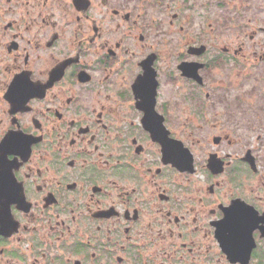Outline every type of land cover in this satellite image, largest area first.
Returning <instances> with one entry per match:
<instances>
[{
    "label": "flooded vegetation",
    "instance_id": "1",
    "mask_svg": "<svg viewBox=\"0 0 264 264\" xmlns=\"http://www.w3.org/2000/svg\"><path fill=\"white\" fill-rule=\"evenodd\" d=\"M0 264H264V0H0Z\"/></svg>",
    "mask_w": 264,
    "mask_h": 264
},
{
    "label": "rangeland",
    "instance_id": "2",
    "mask_svg": "<svg viewBox=\"0 0 264 264\" xmlns=\"http://www.w3.org/2000/svg\"><path fill=\"white\" fill-rule=\"evenodd\" d=\"M217 22H220L221 19L215 18L214 19ZM218 32V31H217ZM214 33V37H215V41L218 44L219 47H224V46H228L229 44H231L232 42H237V41H241L244 39H249L250 34H242V33H236V32H228V33ZM240 70L234 69L233 72L229 73L228 70H221V69H217L216 70V77L219 78H226L227 76H230L232 78V75L234 74V78H237V74ZM251 73L254 74V69H247L246 70V74ZM233 78V79H234ZM254 82L251 81L249 82L248 86L251 87L253 86Z\"/></svg>",
    "mask_w": 264,
    "mask_h": 264
}]
</instances>
